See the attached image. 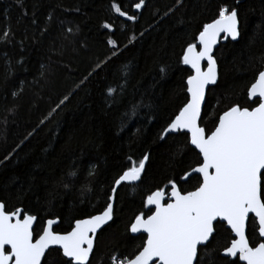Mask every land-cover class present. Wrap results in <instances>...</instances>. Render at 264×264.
Segmentation results:
<instances>
[{
  "label": "trees",
  "instance_id": "obj_1",
  "mask_svg": "<svg viewBox=\"0 0 264 264\" xmlns=\"http://www.w3.org/2000/svg\"><path fill=\"white\" fill-rule=\"evenodd\" d=\"M137 2L0 0V201L7 209L37 215V233L58 219L54 231L65 234L76 220L101 213L113 180L149 157L141 180L117 190L114 219L97 234L90 264L138 250L143 240L129 227L136 215L150 214V193L169 191L171 181L182 191L198 186V176L181 179L201 159L187 135L159 137L188 98L182 55L220 7L238 10L242 32L215 51L218 82L201 126L210 133L231 106L255 107L247 93L264 70V0H145L136 10ZM114 4L136 20H123ZM247 235L257 242L252 224ZM231 239L218 227L199 253L203 264H229L221 253Z\"/></svg>",
  "mask_w": 264,
  "mask_h": 264
},
{
  "label": "snow or ice",
  "instance_id": "obj_2",
  "mask_svg": "<svg viewBox=\"0 0 264 264\" xmlns=\"http://www.w3.org/2000/svg\"><path fill=\"white\" fill-rule=\"evenodd\" d=\"M144 2L139 0L133 7L140 10ZM113 8L119 16L136 20L134 14L129 15L121 7L114 4ZM111 27L103 24L104 29ZM241 32L238 10L223 6L218 18L203 25L198 45L190 43L184 51L182 63L193 73L186 80L188 98L159 138L164 140L173 133L187 135L201 159L199 166L181 179L187 181L197 173L198 186L182 191L176 181H171L170 193L162 189L150 193L145 201L150 214L136 215L129 227L132 234H146L137 237L143 243L128 258L112 256V264H203L204 257L199 253L210 247L221 226L233 234L222 251L224 258H230L229 264H264V70L258 71L248 90L249 99L258 106L251 110L231 106L219 115L210 133L201 126L206 89L218 81L213 51L221 34L223 39L238 41ZM108 43L116 47L113 40ZM205 61L206 68L202 67ZM160 71L165 73L166 69L162 67ZM112 91L109 89V95ZM148 159L145 155L138 162L133 161L113 180L111 195L100 214L76 220L65 234L54 231L57 219H47L46 226L37 233V215L27 214L20 207L9 211L0 201V264H48V258L56 264L57 257L63 264H90L96 234L114 219L117 189L140 181ZM249 224L258 232L256 243H251L247 235Z\"/></svg>",
  "mask_w": 264,
  "mask_h": 264
},
{
  "label": "water",
  "instance_id": "obj_3",
  "mask_svg": "<svg viewBox=\"0 0 264 264\" xmlns=\"http://www.w3.org/2000/svg\"><path fill=\"white\" fill-rule=\"evenodd\" d=\"M123 20H125V21H128V22H133V21H129V20H127L126 18H124V17H121ZM231 41V42H237V41H232L231 40V38H228V39H223V34H221V40L218 42V44L216 45V47H215V49H214V51H213V56H214V54H215V51H216V49L220 46V44H224V43H226L227 41ZM197 45H198V39H197ZM186 50V49H185ZM206 64H207V62L205 61V62H203V66L202 67H204V68H206ZM187 68H188V70L190 71V73L191 74H193L192 73V70L187 66ZM217 72H218V67H217ZM218 82V81H217ZM255 82V81H254ZM253 82V83H254ZM215 85H210L209 87H208V89H206V93H205V102H206V97H207V93H208V91H209V89H211L212 87H214ZM186 88H187V85H186ZM186 93H187V91H186ZM248 94V93H247ZM187 96H188V94H187ZM248 99H249V97H248ZM257 100L259 99V98H256ZM249 101H251V102H253V101H255V100H253V99H249ZM205 102H204V104L202 105V111H201V117H202V113H203V109H204V105H205ZM258 106V105H257ZM178 133H173V134H169V135H177ZM184 134V133H183ZM190 144V143H189ZM191 146V145H190ZM192 148H193V146H191ZM194 149V148H193ZM195 150V149H194ZM197 153H198V150H195ZM147 162V161H146ZM146 162H145V165H146ZM143 175V174H142ZM192 176H198L199 177V174H197V173H193V175ZM190 178V177H189ZM137 183V182H136ZM118 190V189H117ZM169 193H170V191H169ZM113 203H114V201H113ZM100 214V213H99ZM85 219H87V218H85ZM58 220V219H57ZM111 223V222H110ZM58 224H56V225H53V229L57 226ZM46 226V222H45V225H44V227ZM74 226V225H73ZM257 226H258V222H257ZM34 227H35V225H34ZM105 227H107V226H105ZM104 227V228H105ZM103 228V229H104ZM103 229H101V230H103ZM227 229V228H226ZM100 230V231H101ZM227 230H229V229H227ZM99 231V232H100ZM230 231V230H229ZM98 232V233H99ZM130 232V231H129ZM97 233V234H98ZM61 234V233H60ZM97 234H96V236H97ZM131 234V236H146V234H132V233H130ZM232 234V233H231ZM232 237H233V234H232ZM96 239V238H95ZM95 239H94V244H95ZM221 256H222V254H221ZM223 257V256H222ZM224 258V257H223ZM226 259H230V258H226ZM90 260H91V258H90ZM43 262V261H42ZM242 264H243V262H241Z\"/></svg>",
  "mask_w": 264,
  "mask_h": 264
},
{
  "label": "flooded vegetation",
  "instance_id": "obj_4",
  "mask_svg": "<svg viewBox=\"0 0 264 264\" xmlns=\"http://www.w3.org/2000/svg\"><path fill=\"white\" fill-rule=\"evenodd\" d=\"M250 102H251V101H250ZM257 105H258V104H257ZM257 105H256V106H257ZM256 106H255V107H256ZM199 178H200V177H199ZM169 191H170V190H169ZM169 191H166V192H169ZM232 238H233V237H232ZM221 254H222V253H221ZM239 263L242 264L241 262H239Z\"/></svg>",
  "mask_w": 264,
  "mask_h": 264
}]
</instances>
